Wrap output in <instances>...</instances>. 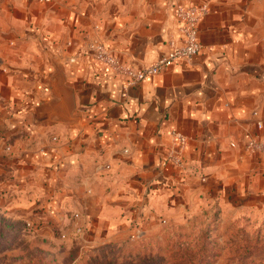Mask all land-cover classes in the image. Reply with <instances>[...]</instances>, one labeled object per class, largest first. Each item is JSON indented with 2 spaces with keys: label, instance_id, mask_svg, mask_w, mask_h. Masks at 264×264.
I'll use <instances>...</instances> for the list:
<instances>
[{
  "label": "crops",
  "instance_id": "crops-1",
  "mask_svg": "<svg viewBox=\"0 0 264 264\" xmlns=\"http://www.w3.org/2000/svg\"><path fill=\"white\" fill-rule=\"evenodd\" d=\"M201 3L198 53L141 82L87 52L101 43L122 65L147 66L180 44L175 8ZM3 10L0 190L16 187L24 204L46 190L69 207L70 232L92 221L112 234L138 220L131 206L202 174L235 173L244 186L255 175L264 189V0H5ZM19 10L36 19L23 24Z\"/></svg>",
  "mask_w": 264,
  "mask_h": 264
},
{
  "label": "rangeland",
  "instance_id": "rangeland-1",
  "mask_svg": "<svg viewBox=\"0 0 264 264\" xmlns=\"http://www.w3.org/2000/svg\"><path fill=\"white\" fill-rule=\"evenodd\" d=\"M4 5L0 24L9 20ZM21 12L23 24L36 19ZM236 175L168 186L150 205L131 206L138 220L112 234L92 221L70 232L69 207L46 190L30 191L25 204L16 187L0 190V264H264V189L255 175L245 186Z\"/></svg>",
  "mask_w": 264,
  "mask_h": 264
},
{
  "label": "built area",
  "instance_id": "built-area-1",
  "mask_svg": "<svg viewBox=\"0 0 264 264\" xmlns=\"http://www.w3.org/2000/svg\"><path fill=\"white\" fill-rule=\"evenodd\" d=\"M207 10L208 8L205 3L176 7L174 15L177 19L178 30L181 35L180 44L171 45L168 52L147 66L135 68L132 65H122L118 56L101 43L91 45L87 49V52L96 63L107 67L113 72L120 68L123 69L127 84L141 82L150 76L167 70L178 60H191L198 53L200 49L198 24ZM171 139L178 148L182 149L186 146L187 140L180 133H172ZM250 146L254 148L256 145L251 142ZM172 161L174 165H180L179 160L172 159Z\"/></svg>",
  "mask_w": 264,
  "mask_h": 264
},
{
  "label": "water",
  "instance_id": "water-1",
  "mask_svg": "<svg viewBox=\"0 0 264 264\" xmlns=\"http://www.w3.org/2000/svg\"><path fill=\"white\" fill-rule=\"evenodd\" d=\"M48 90L51 92V89L50 88H48Z\"/></svg>",
  "mask_w": 264,
  "mask_h": 264
}]
</instances>
